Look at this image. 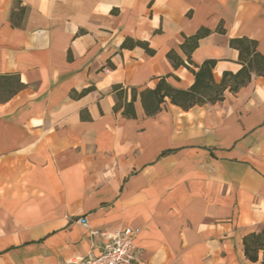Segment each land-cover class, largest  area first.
Wrapping results in <instances>:
<instances>
[{"label": "crops", "instance_id": "0c3cea01", "mask_svg": "<svg viewBox=\"0 0 264 264\" xmlns=\"http://www.w3.org/2000/svg\"><path fill=\"white\" fill-rule=\"evenodd\" d=\"M240 38L264 56V0H0V264H68L126 227L142 264H263L244 238L264 231V77L188 110L141 97L209 60L236 74Z\"/></svg>", "mask_w": 264, "mask_h": 264}, {"label": "trees", "instance_id": "16d2710c", "mask_svg": "<svg viewBox=\"0 0 264 264\" xmlns=\"http://www.w3.org/2000/svg\"><path fill=\"white\" fill-rule=\"evenodd\" d=\"M209 34V31H199L195 36L186 38L182 48L190 54L197 48L200 39ZM140 44V43H138ZM143 45V44H141ZM230 46L239 51V62L242 66L236 74L225 72L220 83H216L212 71L216 66V61H205L197 66L198 71H194L195 83L188 90H177L161 80L155 90H146L141 94L146 112L155 114L159 110V105L165 97L170 98L172 104L188 110L196 105L215 104L224 100L226 90L237 93L241 88L247 86L253 77H264V56L258 51L256 41L240 38L230 40ZM170 59H175L174 53L169 54ZM245 255L251 262H257L259 253L264 254V231L261 233L249 234L244 238ZM264 264V260H263Z\"/></svg>", "mask_w": 264, "mask_h": 264}, {"label": "built area", "instance_id": "2783aa9c", "mask_svg": "<svg viewBox=\"0 0 264 264\" xmlns=\"http://www.w3.org/2000/svg\"><path fill=\"white\" fill-rule=\"evenodd\" d=\"M84 226L87 223L83 222ZM139 229L122 228L114 233L90 231L98 254L69 261L68 264H142L143 252L136 245Z\"/></svg>", "mask_w": 264, "mask_h": 264}]
</instances>
